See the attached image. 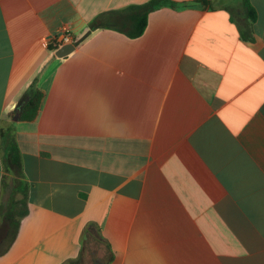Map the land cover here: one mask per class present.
Masks as SVG:
<instances>
[{"label":"crops","instance_id":"crops-1","mask_svg":"<svg viewBox=\"0 0 264 264\" xmlns=\"http://www.w3.org/2000/svg\"><path fill=\"white\" fill-rule=\"evenodd\" d=\"M149 1L0 0V129L27 185L0 264H264V0L251 41L241 0L105 26ZM62 27L78 44L57 58ZM35 79L37 116L12 119ZM4 176L0 152V197Z\"/></svg>","mask_w":264,"mask_h":264},{"label":"trees","instance_id":"trees-1","mask_svg":"<svg viewBox=\"0 0 264 264\" xmlns=\"http://www.w3.org/2000/svg\"><path fill=\"white\" fill-rule=\"evenodd\" d=\"M168 2L169 0H150L146 4L129 7L115 13L114 20L105 26L115 29L130 39L138 38L146 29L148 15ZM236 12L239 18L237 26L242 38L251 41V25L256 19L254 8L249 0H241L239 11ZM101 24L95 21L91 28H97ZM42 99L43 93L39 90L35 79L19 97L11 114L12 119L16 117L20 121L33 120L37 116ZM0 152L5 173L0 197V253H3L14 240L19 224L27 214V185L24 182L21 153L12 126L0 129Z\"/></svg>","mask_w":264,"mask_h":264},{"label":"built area","instance_id":"built-area-1","mask_svg":"<svg viewBox=\"0 0 264 264\" xmlns=\"http://www.w3.org/2000/svg\"><path fill=\"white\" fill-rule=\"evenodd\" d=\"M73 44H76L77 46V40L66 27H62L61 29H59L56 36L47 41L46 46L51 52L55 53L63 46Z\"/></svg>","mask_w":264,"mask_h":264},{"label":"water","instance_id":"water-1","mask_svg":"<svg viewBox=\"0 0 264 264\" xmlns=\"http://www.w3.org/2000/svg\"><path fill=\"white\" fill-rule=\"evenodd\" d=\"M77 43H78V41H77ZM75 47H76V44L63 46L62 48L58 49L55 52V56L57 58L66 57L75 50Z\"/></svg>","mask_w":264,"mask_h":264},{"label":"rangeland","instance_id":"rangeland-1","mask_svg":"<svg viewBox=\"0 0 264 264\" xmlns=\"http://www.w3.org/2000/svg\"><path fill=\"white\" fill-rule=\"evenodd\" d=\"M18 198L20 197V196H17Z\"/></svg>","mask_w":264,"mask_h":264}]
</instances>
